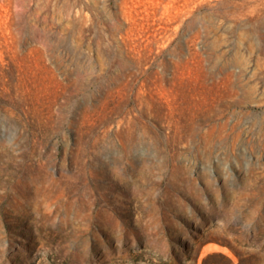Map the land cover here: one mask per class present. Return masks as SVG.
I'll list each match as a JSON object with an SVG mask.
<instances>
[{
    "label": "rangeland",
    "instance_id": "obj_1",
    "mask_svg": "<svg viewBox=\"0 0 264 264\" xmlns=\"http://www.w3.org/2000/svg\"><path fill=\"white\" fill-rule=\"evenodd\" d=\"M0 264H264V0H0Z\"/></svg>",
    "mask_w": 264,
    "mask_h": 264
},
{
    "label": "bare ground",
    "instance_id": "obj_2",
    "mask_svg": "<svg viewBox=\"0 0 264 264\" xmlns=\"http://www.w3.org/2000/svg\"><path fill=\"white\" fill-rule=\"evenodd\" d=\"M241 118V117H240ZM239 119V118H238ZM234 124V123H233ZM249 128V127H248ZM241 140V139H240Z\"/></svg>",
    "mask_w": 264,
    "mask_h": 264
}]
</instances>
